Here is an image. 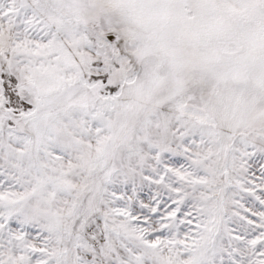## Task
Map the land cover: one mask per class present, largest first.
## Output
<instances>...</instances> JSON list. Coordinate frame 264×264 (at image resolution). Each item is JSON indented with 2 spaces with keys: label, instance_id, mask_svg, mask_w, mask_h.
<instances>
[{
  "label": "snow or ice",
  "instance_id": "snow-or-ice-1",
  "mask_svg": "<svg viewBox=\"0 0 264 264\" xmlns=\"http://www.w3.org/2000/svg\"><path fill=\"white\" fill-rule=\"evenodd\" d=\"M0 264H264V0H0Z\"/></svg>",
  "mask_w": 264,
  "mask_h": 264
}]
</instances>
